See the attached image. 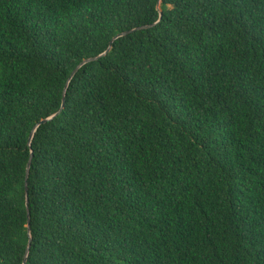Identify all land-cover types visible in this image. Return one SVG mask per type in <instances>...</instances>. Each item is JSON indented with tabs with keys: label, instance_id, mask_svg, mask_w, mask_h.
<instances>
[{
	"label": "trees",
	"instance_id": "trees-1",
	"mask_svg": "<svg viewBox=\"0 0 264 264\" xmlns=\"http://www.w3.org/2000/svg\"><path fill=\"white\" fill-rule=\"evenodd\" d=\"M158 2L0 0V264L31 151L26 264H264V0Z\"/></svg>",
	"mask_w": 264,
	"mask_h": 264
},
{
	"label": "water",
	"instance_id": "water-1",
	"mask_svg": "<svg viewBox=\"0 0 264 264\" xmlns=\"http://www.w3.org/2000/svg\"><path fill=\"white\" fill-rule=\"evenodd\" d=\"M159 5H160V0L157 4V9L159 11V20L160 18L162 17V12L159 8ZM159 22V21H158ZM155 24L153 25H148V26H141V27H138V28H134L132 30H129V31H126V32H123L117 36H115L111 41H110V44H109V47L108 49L102 53L101 55L99 56H96V57H93V58H90V59H86L84 61H82L71 73L69 79H68V82L72 79V77L77 73V71L82 67L84 66L85 64L89 63V62H93V61H96L98 60L99 58L105 56L110 50H111V47H112V43L117 40L118 38L120 37H123V36H126V35H129L131 33H134L136 31H140V30H145V29H149V28H152ZM68 82L64 88V91H63V94H62V104H64V101H65V93H66V89H67V85H68ZM63 108V105L61 107V109ZM56 116V115H55ZM52 117H49L47 119H44L42 121H40L32 130V132L30 133V136H29V141H28V146L31 148V142H32V139H33V136H34V133L36 131V129L38 128V126H40L41 124H44L48 121H50ZM32 157H33V152L31 151L30 153V157H29V160H28V163H27V166H26V174H25V206H26V214H27V231H28V236H29V242H28V245H27V248H26V251H25V254H24V257H23V261H22V264H26V261H27V257H28V254H29V250H30V241H31V237H30V212H29V200H28V189H27V182H28V178H29V171H30V166H31V161H32Z\"/></svg>",
	"mask_w": 264,
	"mask_h": 264
}]
</instances>
